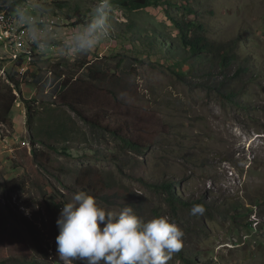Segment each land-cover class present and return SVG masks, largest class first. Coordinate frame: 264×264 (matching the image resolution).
I'll use <instances>...</instances> for the list:
<instances>
[{"label": "rangeland", "instance_id": "rangeland-1", "mask_svg": "<svg viewBox=\"0 0 264 264\" xmlns=\"http://www.w3.org/2000/svg\"><path fill=\"white\" fill-rule=\"evenodd\" d=\"M5 1V19L17 21L25 9L59 26L44 28L52 46L36 45L37 53L26 54L34 52L32 43L24 50L0 43V101L17 98L10 124L0 123V263L64 264L56 221L81 190L79 178L101 191L110 184L109 207L95 198L106 211L137 201L145 206L144 221L156 211L168 217L184 233L180 250L194 264H264V0H160L142 10L110 4L109 36L78 55L63 54L60 45L82 26L80 19L89 22L97 0ZM174 20L203 26L193 33L225 47L236 62L223 67L215 51L200 55L202 61L191 57ZM27 38L23 26L14 48ZM90 69L104 73L101 88L79 82L58 90L86 79ZM207 82L225 85L214 91ZM70 101L92 108L88 115L108 111L109 125L126 122L144 154L111 133L93 134ZM165 180L176 184L180 198H204L213 212L172 208L167 193L146 183ZM23 218L33 222L34 233ZM166 264L187 263L176 252Z\"/></svg>", "mask_w": 264, "mask_h": 264}, {"label": "clouds", "instance_id": "clouds-1", "mask_svg": "<svg viewBox=\"0 0 264 264\" xmlns=\"http://www.w3.org/2000/svg\"><path fill=\"white\" fill-rule=\"evenodd\" d=\"M110 0H97L86 24L74 30L62 45L65 55H78L95 49L110 33L108 12ZM18 19L27 26L29 38L45 49L52 46L43 37L42 28L33 14L19 10ZM195 205L192 214H202ZM59 235L57 252L64 264L81 260L84 264H166L182 248L184 233L166 216L143 221L126 206L118 213L106 211L95 198L83 191L73 194L63 205L56 221Z\"/></svg>", "mask_w": 264, "mask_h": 264}, {"label": "trees", "instance_id": "trees-1", "mask_svg": "<svg viewBox=\"0 0 264 264\" xmlns=\"http://www.w3.org/2000/svg\"><path fill=\"white\" fill-rule=\"evenodd\" d=\"M5 6H7V0L4 2ZM110 4L112 5H118L123 9H128V10H134V9H148L154 6H158L160 5V0H110ZM55 6L60 7L62 10L66 9V4H55ZM2 10V8L0 9V11ZM80 14V13H79ZM86 18V17H84ZM90 20V19H89ZM174 23L176 25V30L178 32V37H180L181 41L183 42L182 44L186 47L185 50H188V53H190L191 57L195 58L198 57L200 59V61H202V58L199 57L200 55H202L204 52H216L217 55L215 57V59L220 60V63L222 64L223 67H229L231 66L234 62H236L237 57H235L234 55H232L230 52L226 51L225 47L222 48H215L207 39H205L202 36H199L198 33H193V28H199L200 30H203L204 27L203 26H198L195 23H192L190 25H186L184 23H180L174 20ZM85 24V20L84 19H80L79 23H77V26L80 25H84ZM87 64V63H86ZM84 65L83 67L85 68L87 65ZM202 71L199 73L201 74ZM102 74H104L101 70H97L95 71L94 69H90L88 71L87 74V78L86 79H80L77 80L76 82H72L69 81L66 84L62 85V87H59L58 90H64V88L66 90H71L74 89L79 82L80 85L81 84H86L87 82H96L97 83V87L101 88L98 85L104 84V80L102 78ZM185 72L178 73V76L180 78H185ZM198 75V74H197ZM205 76H208V78L211 76V73H206ZM62 78V76H59ZM206 82V81H205ZM204 86H207L208 89L214 90V91H221V89L224 87L225 83H218L216 85H211L208 84L205 85V83H202ZM206 88V89H207ZM83 96L89 100L90 98L87 97L85 95V93H83ZM76 101V100H75ZM17 102V98L16 97H12V100H10L9 102H1L0 101V123L7 125L10 124V113L12 112V110L14 109L13 106L15 105V103ZM67 105L71 108L74 109L73 111L79 116V118L89 126L90 130L92 131V133H96L99 136H106V133H111L115 138L119 139V141L122 143V145L126 148H130L132 149L134 152L138 153V154H144V152L141 149V146L133 139H131L129 137V135H127L131 130V128L126 124V122L123 121H119L118 124L116 123L115 126L113 125H109L108 123H106L107 120H110V115L108 113V111L104 110V111H95V116L92 115H88L87 112L91 111L92 108H87L84 107V109H82V107H76L72 101H70L69 103H67ZM28 106V105H27ZM28 118H29V124H31L33 122L34 119V113L32 111V107L28 106ZM92 116V117H91ZM96 120H93L95 119ZM105 121V122H103ZM125 125V127H124ZM130 130V131H129ZM50 140H54V134H49L48 135ZM33 151H35V148L33 149ZM35 156H36V160H40L39 159V155L37 153V151H35ZM80 182V179H77L76 184H78L81 188L80 191H83L85 193H87L88 195L97 198L102 204H104V206L109 207L110 203H111V199H110V184H106L105 187H103V191H101L99 188L102 187H98L97 185H92L91 181L89 179H84L83 182L80 184L78 183ZM146 183H148V185L154 189V190H160V191H164L165 193H167V195L169 196L168 198V202L170 203V205L172 206V208L176 209L177 206H180L182 208H188L191 205H201L204 208V211L211 213V211L213 212L214 207H210L207 202L205 201L204 198L198 199L196 201H185L182 198H180L177 194V191H175V189L177 188L175 183L169 182L167 180L165 181H153L152 183L149 181H146ZM105 192V193H104ZM135 209V214L137 216H139L143 221L145 220L143 217L145 216L144 211H145V206L142 203H138L137 201L132 203V205ZM230 212H232V210H230ZM157 211L155 212L154 217H157ZM148 221V220H147ZM22 222L26 225L27 229L30 230L32 233L35 232L36 228L33 227V222H31L29 219L27 218H23ZM50 252V251H49ZM49 252H48V256H49ZM184 251H179L180 257L183 259V261L187 264H194V261L191 258H188L187 256H185ZM188 258V259H186ZM0 264H7L6 261H1ZM17 264H22V263H17ZM36 264V263H33Z\"/></svg>", "mask_w": 264, "mask_h": 264}, {"label": "built area", "instance_id": "built-area-1", "mask_svg": "<svg viewBox=\"0 0 264 264\" xmlns=\"http://www.w3.org/2000/svg\"><path fill=\"white\" fill-rule=\"evenodd\" d=\"M36 18L37 23L44 28V26H47L46 28L54 30L56 27L59 26V23H56L54 21H51L49 19L33 15ZM23 26H26L25 24L21 23L19 20L17 21H9V19H3L0 18V39H6V41H12V47L14 50L16 49H23L24 50V43H32L34 44V52H26V54L29 53H37L36 52V43L33 42L32 39L27 38L21 40V48H14V35L15 32L20 30ZM21 58L15 57V60H20Z\"/></svg>", "mask_w": 264, "mask_h": 264}, {"label": "bare ground", "instance_id": "bare-ground-1", "mask_svg": "<svg viewBox=\"0 0 264 264\" xmlns=\"http://www.w3.org/2000/svg\"><path fill=\"white\" fill-rule=\"evenodd\" d=\"M6 14H7V13H0V18L5 19V18L2 17V16H3V15H6ZM9 21H15V20H13V19H9ZM17 33H18V31L15 32L14 39L16 38ZM11 42H12V41H6V39H0V43H1V44L9 45V43H11ZM6 49H8V47H7ZM13 57H14V58H15V57L18 58V55L15 54Z\"/></svg>", "mask_w": 264, "mask_h": 264}]
</instances>
